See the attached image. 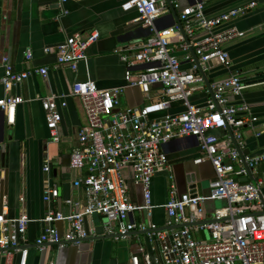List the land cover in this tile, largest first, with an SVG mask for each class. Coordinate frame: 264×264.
Returning <instances> with one entry per match:
<instances>
[{
    "label": "built area",
    "instance_id": "built-area-1",
    "mask_svg": "<svg viewBox=\"0 0 264 264\" xmlns=\"http://www.w3.org/2000/svg\"><path fill=\"white\" fill-rule=\"evenodd\" d=\"M171 2L122 0V9L135 12L134 21L149 31L146 40L137 48L115 50L126 66L125 85L101 89L94 80L87 79L74 83L68 95L52 94L42 98L47 127L55 142L60 140L62 114L59 107L67 106L66 98L70 95L81 100L87 123L78 133L80 147L71 155L70 168L80 174L86 170V174L74 181V185L83 190L86 202L81 205L69 198L65 202L70 211L48 209L43 218L44 231L35 242L40 251L46 250L48 244H56L59 248L79 245L88 236L86 218L99 214L105 218V234L127 239L132 233L144 231L148 239L155 242L151 244V250L139 245L131 253L128 264H264V180L258 174L264 153L245 155L241 151L245 146L244 127L258 121V117L252 114L246 101L235 104L230 99V95L242 96L249 84L239 75H231L213 84V96L207 99L205 108L194 103L195 84L204 82V76L190 52L193 48L202 67L216 60L229 68L232 60L227 44L246 35L231 23L248 14L257 2L209 18L206 3L194 0L179 15L186 34L194 36L197 31L202 32L189 44L181 33L174 39L179 27H157V20ZM99 37L97 31L87 36H69L57 47L58 64L77 69L78 63L86 59L87 49ZM176 45L188 52L186 58L191 61L190 68L182 67L175 53ZM31 57L32 53L27 52V58ZM3 60L5 74L0 83L7 94L0 98V112H5L7 122L14 124L17 106L22 99L9 92L34 73L46 77L49 68L17 72L8 57ZM129 87H138L150 102L116 112L125 89ZM156 87L159 94L155 95ZM175 103H181L185 109L178 113L169 112ZM159 112H164L163 116L152 117ZM216 129H229L231 133L222 138L211 132ZM262 133L264 122L257 135ZM191 136L196 137L201 152L194 162H210L215 177L209 183L210 194L205 196L180 194L175 177L170 174L169 199L165 204L169 218L167 225L202 222L173 230H159L152 224L136 223L131 216L139 208L146 211L147 218L152 217L155 207L153 178L157 172L170 169L163 146L174 139ZM125 169L130 170L135 182L143 188V206L137 205L130 196ZM44 170L51 171L49 162ZM58 199L59 187L47 184L43 200L52 205ZM207 200L227 201V205L214 212L212 221H203L206 220ZM29 222L30 217L25 212L11 217L5 207L0 213V248L3 249L4 264H15L16 254H20L17 264L28 263L26 234ZM58 222L68 224L63 234L56 226ZM196 230H207L210 237L198 239L194 235Z\"/></svg>",
    "mask_w": 264,
    "mask_h": 264
},
{
    "label": "crops",
    "instance_id": "crops-1",
    "mask_svg": "<svg viewBox=\"0 0 264 264\" xmlns=\"http://www.w3.org/2000/svg\"><path fill=\"white\" fill-rule=\"evenodd\" d=\"M171 1L168 9L157 20L159 29L179 27L181 10L194 3V0ZM203 1L206 3L207 16L215 17L231 8L245 6L252 0ZM254 1L257 5L248 14L231 23L246 32L245 37L226 46L231 56V66L223 67L216 60L206 63L200 70V73L203 70L205 74L204 82L195 84L192 97L194 103L205 108L207 99L211 97L210 89L216 81L239 75L249 84L242 96L230 95L235 104L246 101L252 114L258 117V121L244 127L245 146L241 151L245 155L264 153V133L257 135L264 122V0ZM121 5L122 0H0V79L5 74L4 57L9 58L17 72L49 68L46 77L34 73L9 92L22 99L17 106L14 124H9L6 113L0 112V119L6 115L4 134L0 132V213L8 207L11 217L23 212L28 214V245L36 244V239L44 231L43 218L50 207L63 208L68 212L71 208L65 202L66 199L72 198L81 205L86 202L83 190L74 185L76 178L86 174V170L80 174L70 168L71 155L80 147L78 133L87 123L81 100L70 95L66 98L67 106L59 107L62 114L60 140L55 142L47 127L42 98L52 94L68 95L74 83L87 79L94 80L101 89L125 85L126 66L115 50L137 48L146 40L149 31L134 21L137 16L135 12H126ZM174 9L178 21L172 16ZM93 31H97L100 37L87 49V57L78 63L77 69L58 64L56 50L59 45L69 36H87ZM179 33L183 34L180 28L174 33V39L179 37ZM201 34L200 31L194 36L186 34V43L189 44L195 36ZM29 51L32 53L31 58H27ZM175 53L182 67L190 68L191 61L186 58L188 52L176 45ZM6 94L5 87L0 83V98ZM154 94H159L158 87L154 88ZM149 102L139 88L129 87L125 89L122 102L115 111ZM184 109L181 103H175L169 112L178 113ZM163 114L159 112L152 117ZM211 132L222 138L231 133L229 129ZM163 147L168 154L170 169L157 172L153 178V215L149 219L146 211L139 208L131 216L138 224H152L157 228L167 226L169 221L165 204L169 199L170 174L174 175L180 194L205 196L209 195V183L215 177L210 162H194L201 153L196 140L178 138ZM47 162L51 165L50 172L44 170ZM125 173L132 200L143 206L141 184L135 182L129 169H125ZM258 174L264 180V161L258 165ZM250 179H253L252 176ZM47 184H56L60 191V199L52 205L43 200ZM262 189L264 191V181ZM225 205L226 200H207L205 218H212L214 212ZM187 213H190L189 208ZM104 223L102 215L87 217L92 237L96 235L99 225ZM56 226L62 234L68 229L65 222H58ZM194 235L198 239L210 237L207 230H196ZM151 244L155 242L150 241L146 234L136 232L127 239H84L79 245L69 244L61 248L56 244H48L44 251L31 246L27 264H128L131 253L139 245L151 250ZM19 259L20 254H16L15 264ZM4 262V254L0 252V264Z\"/></svg>",
    "mask_w": 264,
    "mask_h": 264
},
{
    "label": "water",
    "instance_id": "water-1",
    "mask_svg": "<svg viewBox=\"0 0 264 264\" xmlns=\"http://www.w3.org/2000/svg\"><path fill=\"white\" fill-rule=\"evenodd\" d=\"M252 1H254V0H252ZM251 1V2H252ZM251 2H249V3H251ZM236 8H240V7H234V8H231V9H229V10H227V11H225V12H222L221 14H223V13H226V12H228V11H230V10H232V9H236ZM175 10V9H174ZM174 13H176V10L175 11H173V13H172V16H173V18H174V20L176 21H178V19H177V17H176V15L174 14ZM221 14H219V15H221ZM218 16V15H217ZM216 17V16H215ZM209 18H212V17H209ZM178 25H179V28H180V30L182 31V33L186 36V33H185V30H184V28H183V26H182V23H180L179 21H178ZM191 52L193 53V56H194V58H195V60L197 61V63H199V66H200V70L202 69V65L200 64V62H199V59H198V56L196 55V53L194 52V50H193V48L191 49ZM201 73L203 74V75H205L204 74V72H203V70L201 71ZM136 88H138V87H136ZM140 90V89H139ZM210 93H211V96H213V89L211 88L210 89ZM3 114L5 113V112H3V111H1ZM5 119H6V115H3V117L0 119V132H1V134H4V129H5V125H4V121H5ZM3 132V133H2ZM186 138H192V139H194V140H196L197 141V139H196V137L195 136H191V137H186ZM197 143H198V141H197ZM250 177H251V175H250ZM142 190H143V188H142ZM195 190H193V192H194ZM194 195H196V194H194ZM104 217V216H103ZM213 220V218H210V219H206V220H203V221H212ZM200 222H202V221H198V222H194V223H188V224H186V223H183V224H172V225H167V226H164V227H161V228H158L159 230H166V229H171V228H176V227H182V226H184V225H194V224H199ZM85 227H86V230H87V234H88V236L85 238V239H93V238H110V237H113L112 235H108V234H105V232H104V225H99V227L96 229V235L94 236V237H92L91 236V232H90V228H89V226H88V224H87V218H86V220H85ZM139 233H144V231L143 232H139ZM133 234V233H132ZM33 247V246H36V244H31V245H28V246H26V247ZM22 247H25L24 245L22 246ZM3 251V249H1L0 248V252H2Z\"/></svg>",
    "mask_w": 264,
    "mask_h": 264
},
{
    "label": "rangeland",
    "instance_id": "rangeland-1",
    "mask_svg": "<svg viewBox=\"0 0 264 264\" xmlns=\"http://www.w3.org/2000/svg\"><path fill=\"white\" fill-rule=\"evenodd\" d=\"M209 194H210V191H209ZM209 204L211 203V202H208Z\"/></svg>",
    "mask_w": 264,
    "mask_h": 264
}]
</instances>
